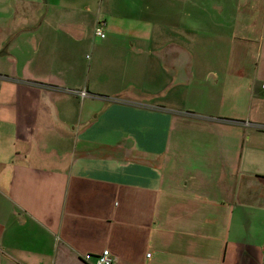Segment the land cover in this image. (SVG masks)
<instances>
[{
  "label": "crops",
  "instance_id": "obj_1",
  "mask_svg": "<svg viewBox=\"0 0 264 264\" xmlns=\"http://www.w3.org/2000/svg\"><path fill=\"white\" fill-rule=\"evenodd\" d=\"M74 15L137 56L111 87L91 63L68 73L82 98L46 53L86 39ZM21 40L41 50L19 68ZM105 247L111 264H264V0H0V264Z\"/></svg>",
  "mask_w": 264,
  "mask_h": 264
},
{
  "label": "rangeland",
  "instance_id": "obj_2",
  "mask_svg": "<svg viewBox=\"0 0 264 264\" xmlns=\"http://www.w3.org/2000/svg\"><path fill=\"white\" fill-rule=\"evenodd\" d=\"M77 13V12H76ZM76 16L74 15L73 19H79L82 22L85 23L86 27V39L85 40H74L69 36L66 31L65 32H58L59 33V39L57 41H53L52 43H48L46 46V53L49 56H58L61 55V60L59 61L57 58L54 57L55 63L53 67L55 68L52 70V75L54 76V79L59 81L60 84L57 85L58 88L64 89L65 92L67 91L70 94L81 96L79 93H72L69 90H82L84 89L87 93V96H90L89 92L85 88L75 89L73 87H70L71 84H76L77 81L73 79L68 73H74L75 72V78L82 83L85 82V77L88 76V68L87 65L91 63V71H89V78L94 81L93 83L97 86L103 87L105 84L108 85V87H111V85H119V82L117 80L119 76L124 77L125 75H120L115 73H111L110 66H113L114 64H117L118 62H133L136 63L134 60L137 56L134 55V53L129 49V47L123 46L122 42L125 39H128V36L125 34H118L116 33L113 35L110 34V37L112 36V40L108 43L99 44L97 43L99 35H96L94 32V25L93 23L87 19L85 16ZM70 16L68 15L67 18ZM106 30V29H105ZM175 32L176 30H172ZM94 36H97L96 38ZM37 44V48L35 47V44H26L23 40L15 43V52L16 55L20 56L19 59V68H21V61H22V55L24 56H38L40 53L41 47ZM227 46V43L225 44ZM64 58H71L75 59V65H72L70 69H68L64 64ZM77 67L75 70H72L74 67ZM72 70V71H71ZM116 77V78H111ZM111 78V79H110ZM110 81H112L110 83ZM63 83L69 84L70 86H64ZM97 89V88H95ZM85 96V95H84ZM188 99H191V103L198 104L200 106L201 102L196 100L194 97L189 96ZM195 100V101H193ZM254 228V237L257 238L259 233V228ZM252 232V231H251Z\"/></svg>",
  "mask_w": 264,
  "mask_h": 264
},
{
  "label": "built area",
  "instance_id": "obj_3",
  "mask_svg": "<svg viewBox=\"0 0 264 264\" xmlns=\"http://www.w3.org/2000/svg\"><path fill=\"white\" fill-rule=\"evenodd\" d=\"M105 22L103 21V19L98 20V23L95 24V28H94V32L96 35H99L101 37H104V32H103V28H104ZM72 93H79L81 96H87V93L84 89L82 90H69ZM264 250V249H263ZM150 253H147V256H149ZM113 258H112V254L110 252V250L105 247L103 248L100 253L98 254L94 264H111Z\"/></svg>",
  "mask_w": 264,
  "mask_h": 264
}]
</instances>
